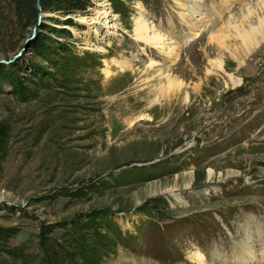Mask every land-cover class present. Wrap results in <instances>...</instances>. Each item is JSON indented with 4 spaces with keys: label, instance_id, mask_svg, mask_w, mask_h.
<instances>
[{
    "label": "rangeland",
    "instance_id": "obj_1",
    "mask_svg": "<svg viewBox=\"0 0 264 264\" xmlns=\"http://www.w3.org/2000/svg\"><path fill=\"white\" fill-rule=\"evenodd\" d=\"M167 1L20 19L0 0V264H196L218 214L264 203L235 191L264 177V10L181 49ZM140 17L161 43L136 37Z\"/></svg>",
    "mask_w": 264,
    "mask_h": 264
},
{
    "label": "bare ground",
    "instance_id": "obj_2",
    "mask_svg": "<svg viewBox=\"0 0 264 264\" xmlns=\"http://www.w3.org/2000/svg\"><path fill=\"white\" fill-rule=\"evenodd\" d=\"M176 1V3L178 4V5H180L181 7H183L184 8V6H183V4H182V2H181V0H175ZM252 1L253 0H242V2H241V5L238 7L239 8V10L237 11V12H235V11H233V12H231L226 18H225V20H224V22H223V24L222 25H220L221 27H220V29H218L217 31H215V33H213L212 31H211V27L208 29V28H206L204 31H206L207 29L210 31V32H208V34H209V39L211 38V41L213 42L214 40H215V38H217V34L219 33V32H221L222 30H224V28H230L231 30H233L236 34H238L239 32H240V26H242V25H244V23H247L248 21H251V18H252V16H254V15H258V16H260L259 14H261V10H264V0H260V2L259 3H257L256 4V6H255V4L253 5L252 4ZM100 5H104L105 6V8H106V6L108 5V4H106L105 2H100L99 3ZM104 9V8H103ZM235 12V13H234ZM102 14H103V16H107V18H110L109 16L111 15V12H109V13H104V11L102 10V12H101ZM241 13V14H240ZM240 17H242V19L241 20H238ZM110 20H112L111 22H113V21H115V20H117V18H110ZM108 21V20H107ZM149 20L148 19H143V18H139L137 21H136V28H135V34H136V37L139 39H141V40H144V41H146L147 43H149L150 45H154V44H156V43H161L162 41V39L164 40V36H162L161 34H160V32L158 33L154 28L155 27H152L150 24H149V22H148ZM111 22H109V23H111ZM186 22V21H185ZM108 23V24H109ZM151 23V22H150ZM213 24H215L214 22H213ZM119 25L117 24V23H114V24H112V25H109V28H111V27H114V28H116V27H118ZM263 26H264V22H263ZM110 33H112V32H110ZM203 33V32H202ZM213 33V34H212ZM219 40V39H218ZM169 42V41H168ZM171 43H173V42H171ZM171 46V45H170ZM160 47H164V46H160ZM167 47V49H169V52H173L172 50H174L176 53H179L180 51H179V47H168V46H166ZM158 49H159V47H158ZM96 50H99L100 52H105V51H107V50H105V49H98V48H96ZM161 50V49H160ZM163 50V49H162ZM165 52V51H164ZM166 53H168V51L166 52ZM256 52H254V54H255ZM171 55V54H170ZM251 57H249V58H246L244 61H242L240 64H242L243 62H245L247 59H250ZM153 64V63H152ZM151 64V65H152ZM216 64V63H215ZM150 67H152V66H150ZM222 68V67H221ZM192 175V174H191ZM189 176V175H188ZM208 176H209V178L211 179L213 176H214V171L213 170H209L208 171ZM182 201V200H181ZM128 224H130L129 222H126V224L125 225H128ZM262 240V239H261ZM262 242L263 241H260L259 243H257L256 242V240H251L250 241V244H249V247H250V251H251V258H252V260H253V263L252 264H264V246H261V244H262ZM258 244H260V246L258 247ZM193 255L195 256V257H197L199 260H200V262L202 263V264H205L206 263V257H205V255L201 252V251H199V250H196L194 253H193Z\"/></svg>",
    "mask_w": 264,
    "mask_h": 264
},
{
    "label": "trees",
    "instance_id": "obj_3",
    "mask_svg": "<svg viewBox=\"0 0 264 264\" xmlns=\"http://www.w3.org/2000/svg\"><path fill=\"white\" fill-rule=\"evenodd\" d=\"M17 8V15L20 19L35 18L40 12L38 0H12ZM41 9L44 11L63 12L65 14L84 9L89 3V0H39ZM43 44V43H42ZM40 47H44V44ZM38 48V49H39ZM39 52H43L40 48ZM56 254V253H55Z\"/></svg>",
    "mask_w": 264,
    "mask_h": 264
},
{
    "label": "water",
    "instance_id": "obj_4",
    "mask_svg": "<svg viewBox=\"0 0 264 264\" xmlns=\"http://www.w3.org/2000/svg\"><path fill=\"white\" fill-rule=\"evenodd\" d=\"M38 7L41 8L40 1L38 0Z\"/></svg>",
    "mask_w": 264,
    "mask_h": 264
}]
</instances>
